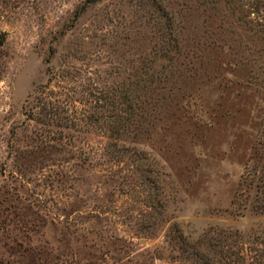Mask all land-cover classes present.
<instances>
[{
    "label": "rangeland",
    "instance_id": "1",
    "mask_svg": "<svg viewBox=\"0 0 264 264\" xmlns=\"http://www.w3.org/2000/svg\"><path fill=\"white\" fill-rule=\"evenodd\" d=\"M263 161L264 0H0V264H264Z\"/></svg>",
    "mask_w": 264,
    "mask_h": 264
},
{
    "label": "trees",
    "instance_id": "2",
    "mask_svg": "<svg viewBox=\"0 0 264 264\" xmlns=\"http://www.w3.org/2000/svg\"><path fill=\"white\" fill-rule=\"evenodd\" d=\"M246 177L245 179L249 178V183L254 184V187L256 189L255 196L252 199V208L257 211L264 212V161L261 164V166H253L252 168H246ZM258 173H261V175H258ZM177 232V229L175 230ZM179 240L181 245L185 243V245H192L194 248V245L187 242L183 236L179 235ZM242 254L240 255L241 258ZM246 257V256H245ZM245 257L242 258V262L237 261V264H245ZM251 257V256H250ZM252 258V257H251ZM244 260V262H243ZM256 261V260H254ZM222 264H232V263H226L223 261ZM236 264V263H235ZM250 264V263H249ZM260 264V263H258Z\"/></svg>",
    "mask_w": 264,
    "mask_h": 264
}]
</instances>
